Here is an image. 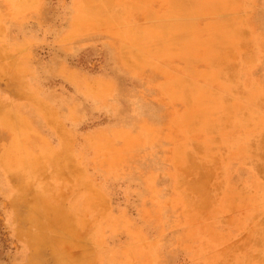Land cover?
I'll return each instance as SVG.
<instances>
[{
	"label": "rangeland",
	"instance_id": "obj_1",
	"mask_svg": "<svg viewBox=\"0 0 264 264\" xmlns=\"http://www.w3.org/2000/svg\"><path fill=\"white\" fill-rule=\"evenodd\" d=\"M0 264H264V0H0Z\"/></svg>",
	"mask_w": 264,
	"mask_h": 264
},
{
	"label": "bare ground",
	"instance_id": "obj_2",
	"mask_svg": "<svg viewBox=\"0 0 264 264\" xmlns=\"http://www.w3.org/2000/svg\"><path fill=\"white\" fill-rule=\"evenodd\" d=\"M136 86H138V85L132 84V90L133 89L136 90V88H137ZM163 108H165L164 105L160 106V104H157V103H151V104L146 105V109L151 112V120L152 121H164L165 114H164ZM131 110H134L133 105L131 107ZM136 113H137V111H134L132 113V115L136 114Z\"/></svg>",
	"mask_w": 264,
	"mask_h": 264
}]
</instances>
